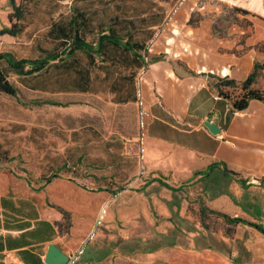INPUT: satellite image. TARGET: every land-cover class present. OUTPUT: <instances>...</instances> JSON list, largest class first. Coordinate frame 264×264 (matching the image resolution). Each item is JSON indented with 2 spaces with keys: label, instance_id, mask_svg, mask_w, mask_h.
I'll use <instances>...</instances> for the list:
<instances>
[{
  "label": "crops",
  "instance_id": "obj_1",
  "mask_svg": "<svg viewBox=\"0 0 264 264\" xmlns=\"http://www.w3.org/2000/svg\"><path fill=\"white\" fill-rule=\"evenodd\" d=\"M142 1L0 0V30L18 23L16 35H0V52L43 60L34 73L40 105L98 107L114 122L110 133L134 140L136 149L134 82L148 61L144 91L154 114L146 141L149 173L134 183L165 217L172 215L171 192L202 182L212 186L206 193L215 207L264 225V101L251 99L234 111L216 88L218 77L244 81L256 62L264 63V0H208L211 7L189 0L170 27L165 15L175 0ZM159 30L148 53L147 42ZM109 32L129 40L136 54L124 46L90 53L74 43L95 44ZM251 89L264 92V66ZM207 120L221 131L213 134ZM215 162L220 165L211 179L197 174ZM226 165L238 174L226 172ZM112 197L110 188L65 176L39 187L0 166V264H47L52 243L72 254Z\"/></svg>",
  "mask_w": 264,
  "mask_h": 264
},
{
  "label": "rangeland",
  "instance_id": "obj_2",
  "mask_svg": "<svg viewBox=\"0 0 264 264\" xmlns=\"http://www.w3.org/2000/svg\"><path fill=\"white\" fill-rule=\"evenodd\" d=\"M196 1L212 6L208 0ZM10 79L19 92L18 97L0 94V149L13 159L5 165L37 180L53 175L65 161H81L89 175L80 181L91 188L103 184L113 195L118 193L109 200L107 221L106 214L79 264H264L263 234L202 212L206 206L228 214L226 207L214 206L205 184L186 183L171 192L172 215L163 216L134 183L135 141L110 133L114 122L105 113L92 105L87 111L82 104L75 109L40 105L35 75Z\"/></svg>",
  "mask_w": 264,
  "mask_h": 264
},
{
  "label": "trees",
  "instance_id": "obj_3",
  "mask_svg": "<svg viewBox=\"0 0 264 264\" xmlns=\"http://www.w3.org/2000/svg\"><path fill=\"white\" fill-rule=\"evenodd\" d=\"M18 12V11H17ZM19 13L16 15L18 16ZM17 26L18 23H13L11 28H3L0 30V35L8 33L11 35L17 34ZM78 46L85 48L87 52H99L101 50H110L115 53L116 47L124 46L130 49L132 52L136 54V50L132 43L129 40H124L122 37L114 35L112 33H102L99 36L97 43L92 44L86 41L75 40L74 42ZM114 45V46H112ZM61 56V54H51L50 59H57ZM43 60L40 58H18L14 56L10 52H0V94H6L13 97H18V87L14 82L9 78V72H13L18 74L19 76H30L34 75L37 65L41 67ZM264 63L256 62L254 69L249 74L246 80L237 81L235 79L227 78L226 76L218 77V81L216 83V88L218 94L224 98H227L232 106L234 111H241L247 108L249 101L251 99H259L264 101V92L251 89V84L255 80L258 69L263 67ZM40 103V102H39ZM53 105H61L58 102L51 101L49 102ZM136 154V153H135ZM136 160L138 164V158L136 155ZM9 161H13L12 157L9 156L7 150L0 149V166H6L5 164ZM220 165V163L215 162L212 163L207 170L198 171L197 174H201L204 172L205 178L211 179L214 170ZM11 170L12 168L9 167ZM14 170V169H13ZM225 171L232 172L234 174H238L233 170L228 169L227 165L225 167ZM16 172V171H15ZM89 174L86 173V169L82 166L81 161L70 162L65 161L61 165L56 167V172L48 178H39L37 180H33L30 177H27L29 181L39 187L43 186L45 183L49 182L53 177L65 176L73 180H79L81 178L87 177ZM95 176V175H94ZM97 178V177H96ZM95 178V179H96ZM242 183L243 180L240 179ZM205 189L210 193V185L205 184ZM101 187L103 186L100 185ZM99 187V188H101ZM169 188H173L170 187ZM220 194H228L226 191H221ZM202 212L207 214L212 212L217 216H220L224 219L227 224H238L245 223L255 227L258 231L264 234V225L248 221L242 217H231L230 215L216 210H210L206 206L201 207ZM228 233V232H227Z\"/></svg>",
  "mask_w": 264,
  "mask_h": 264
},
{
  "label": "built area",
  "instance_id": "obj_4",
  "mask_svg": "<svg viewBox=\"0 0 264 264\" xmlns=\"http://www.w3.org/2000/svg\"><path fill=\"white\" fill-rule=\"evenodd\" d=\"M189 0H176L174 5L171 7L170 11L168 12L166 19L164 21L165 27L171 26L175 21V16L179 12V10L185 5V3ZM161 31H157L155 35L147 42L146 50L148 53L153 52V47L160 36ZM149 71V62L147 61L142 68L139 70L138 74L135 78V97H136V104H137V119H138V135H137V149L136 155L138 158V173L134 182L141 179L142 177L146 176L149 173V168L145 163L146 156H147V148H146V141L149 134V127L152 119L154 118V114L152 108L147 100L144 85L147 72ZM118 193H115L113 196L116 197ZM110 206V202L107 201L104 207L101 209L98 218L94 226L92 227L91 231L89 232L88 236L86 237L85 241L80 245V247L69 255V260L66 264H78L81 257L87 250L88 244L92 242L97 234L100 226L103 224L105 220V216L107 214V210Z\"/></svg>",
  "mask_w": 264,
  "mask_h": 264
},
{
  "label": "water",
  "instance_id": "obj_5",
  "mask_svg": "<svg viewBox=\"0 0 264 264\" xmlns=\"http://www.w3.org/2000/svg\"><path fill=\"white\" fill-rule=\"evenodd\" d=\"M204 125L213 133L217 134L221 131L218 125L211 120H207L204 122ZM69 260V255L62 251L57 245L50 244L47 256H46V263L47 264H66Z\"/></svg>",
  "mask_w": 264,
  "mask_h": 264
}]
</instances>
